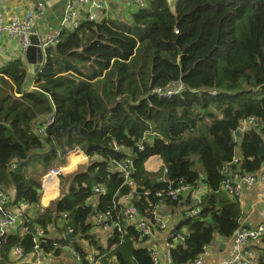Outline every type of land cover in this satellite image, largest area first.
<instances>
[{
	"label": "trees",
	"instance_id": "1",
	"mask_svg": "<svg viewBox=\"0 0 264 264\" xmlns=\"http://www.w3.org/2000/svg\"><path fill=\"white\" fill-rule=\"evenodd\" d=\"M27 75L21 57L0 67V187L14 190L10 204L30 206L18 228L0 233V264L15 261L16 246L23 259L37 252L55 259L69 248L78 264H90L95 253L113 264H154L138 222L153 231L161 207L182 208L172 237L183 239L169 240L171 264H192L216 237L231 239L241 226L239 200L223 183L225 168L256 175L264 164V0H176L174 6L143 0L120 20L60 30L39 71ZM174 84L182 88L168 98L152 92ZM53 108L54 125L76 126L79 136L44 135L48 119L40 127L36 122ZM75 149L95 160L60 176L61 196L38 208L40 183L29 168L64 165ZM153 156L166 169L163 180V168H145ZM126 158H132L133 186L120 176ZM178 181L188 193L175 200L157 196ZM96 186L104 193L95 194ZM199 188L200 211L188 215ZM128 193L138 213L132 220L117 203ZM106 211L121 232L103 244L93 234V218ZM36 229L42 230L37 249ZM69 229L77 241L64 238ZM248 249L254 264H264V236Z\"/></svg>",
	"mask_w": 264,
	"mask_h": 264
},
{
	"label": "built area",
	"instance_id": "2",
	"mask_svg": "<svg viewBox=\"0 0 264 264\" xmlns=\"http://www.w3.org/2000/svg\"><path fill=\"white\" fill-rule=\"evenodd\" d=\"M18 3H22L23 0H16ZM140 1L142 0H134ZM171 1V0H169ZM2 0H0L1 4ZM43 4L39 3V7H42ZM106 19L105 15V3L98 0H64V9L62 13V18L60 21V30H70L77 28L83 21H93L100 22ZM34 25L33 13L30 10L24 9L19 13H14L8 20L5 25H0V36L6 35L8 38H18V42L23 52L24 49L29 45V34L30 28ZM59 30V32H60ZM54 43V40H49L41 43V50L45 55V50L50 45ZM3 50V46L0 43V52ZM182 88L181 84H174L173 86L166 88H155L152 90L153 93L157 94L160 97L168 98L176 93H179ZM249 122H254L253 118L248 120ZM249 122L244 121L242 124L244 125V129L249 124ZM44 128V126H43ZM243 129V127H242ZM146 135H143L145 138ZM115 149H118V146L114 143ZM141 148V147H140ZM238 159V158H237ZM237 159H234L236 162ZM120 176L122 177L125 184L133 186V183L130 179V175L133 172L132 169V158H126L119 165ZM163 168V176L159 177L158 180H163L164 173L166 169ZM225 172H227V178L223 183V190L231 197H236L240 201L242 197V189L244 185L252 186L256 182V175L254 174H245L240 175L237 171L228 172V168H225ZM62 175L61 168H49L47 176H55L58 177ZM178 185L173 187L170 185L167 187L165 191L157 192V196H162L165 194L170 197L172 200L177 199L179 196L184 195L189 192V187L185 184H182L178 181ZM93 192L95 194H103L104 189L101 186H96L93 188ZM147 193V191H146ZM191 199L196 200L197 205L190 208L187 211L188 215H197L200 211L198 204L200 203L199 196L195 192L191 193ZM131 198V193L121 194L118 197L117 203L123 205V215L128 220H132L134 217H137L138 213L132 206L128 205V202ZM11 198L6 190L0 187V233L10 232L17 228L16 225H19L23 215L25 213H29L30 206L24 202L19 204H15L17 206V213H10V204ZM187 207H185V210ZM31 212V210H30ZM111 219V215L109 211L106 212H97L95 215V223L97 228L103 230L105 236L104 241L106 242L110 237L113 236L114 232H121V226L116 221H112V223H108L107 221ZM159 226L161 228L166 227V223L160 221ZM138 228L141 230L142 235L146 236L148 241L146 242L147 249L150 253V257L154 264H161V257L158 253L156 247L152 243V229L146 225L144 221L138 222ZM72 232L71 229L68 230L65 234H70ZM42 235V230L36 229V234L33 237V241L35 243L34 248L37 249L38 238ZM264 236V222L260 223L256 227L247 228V227H239L233 234L231 240L236 248V254L234 257L228 261L223 262L221 264H254L253 254L248 249V246L253 242L260 241ZM77 238V237H76ZM173 241L178 239L182 240L183 236L181 234H177L175 237H170ZM170 240V239H169ZM167 255L166 262L167 264H171L168 250L173 246L171 242H167ZM208 247H204V252ZM203 252V254H204ZM202 255H200L192 264H202ZM74 259L78 262L79 257L74 253ZM12 256L14 257V262L11 264H51V261L54 258L50 254H37L30 255L28 259H23L21 257V249L19 246H16L12 249ZM41 256L43 258L42 262L38 261V257ZM17 259V260H16ZM90 264H113V261L108 259L104 260L103 256L98 254H91L89 256Z\"/></svg>",
	"mask_w": 264,
	"mask_h": 264
},
{
	"label": "crops",
	"instance_id": "3",
	"mask_svg": "<svg viewBox=\"0 0 264 264\" xmlns=\"http://www.w3.org/2000/svg\"><path fill=\"white\" fill-rule=\"evenodd\" d=\"M105 3V15L106 19L120 20L123 17H127L129 12L136 6L141 5L142 2L134 0H98ZM176 0H171V4L174 6ZM39 3L43 6L39 7ZM30 10L33 13L34 25L36 26L37 34L40 36L42 42L56 39L60 30V21L64 9V0H23L22 3H18L16 0H2L0 4V25H5L9 18L14 13H19L21 10ZM0 43L3 46V50L0 52V67L6 64L9 60L17 57H21L26 64L23 52L21 51L18 38H8L6 35L0 36ZM26 66V65H25ZM33 75H27L31 78ZM45 116H41L36 126L40 127L42 120ZM50 119L47 120V122ZM244 129V125L242 124ZM241 127V129H242ZM242 129V130H243ZM241 130V131H242ZM73 155L78 156L75 162H71ZM66 163L59 165L53 164L50 168H61L62 175L65 176L68 173L76 172L74 170L80 163L89 159L81 150L75 149L70 151L66 156ZM163 166L162 160L158 156H153L145 162V168L150 173H156ZM29 173H32L40 183V197L38 208L43 209L50 205L53 201L58 199L62 192L65 190V186L62 184L60 176H47L49 169L44 170L42 167L37 166L35 170L29 168ZM203 189L199 188L196 193L201 194ZM10 195L11 201L14 196V190L7 191ZM242 197L239 201L242 209V219L240 222L241 227L252 228L258 226L264 222V164L262 168L256 173V182L252 186L244 185L242 189ZM185 208V206H184ZM36 210H32L35 213ZM10 213H17V206H10ZM157 218L159 221L166 223L165 228L153 226L152 243L158 251H160L161 264H167V242H169L172 236V231L179 224L182 219V208H169L161 207L157 211ZM17 228L19 225H16ZM15 230V229H14ZM22 231V228H19ZM94 236L104 241V232L100 228L93 230ZM252 245H256L253 242ZM58 258L51 261V264H78L73 257V253L69 248H65ZM236 254V248L231 239L225 240L216 237L214 242L208 246L207 250L202 256V264H221L223 262L230 261ZM38 261L42 262L43 258L38 257Z\"/></svg>",
	"mask_w": 264,
	"mask_h": 264
},
{
	"label": "water",
	"instance_id": "4",
	"mask_svg": "<svg viewBox=\"0 0 264 264\" xmlns=\"http://www.w3.org/2000/svg\"><path fill=\"white\" fill-rule=\"evenodd\" d=\"M30 34H29V45L24 49L23 51V56L26 62V68L29 74H36L41 65L43 64L44 61V54L41 50V43L42 40L40 36L37 34L36 26L33 25L30 28ZM54 108L52 109L51 113L45 115V118L50 119L54 115ZM73 131L77 136L80 135L79 128L76 126H69L67 127L65 123H61L57 126L54 125L52 120H49L45 125H44V135L46 136H53L56 133H69ZM234 136L236 138L237 144H240V136L241 132L239 130L235 131ZM237 158H240V155H237ZM38 192L40 190L38 189ZM64 238L67 240H70L72 242L77 241L76 237H71L69 234H65Z\"/></svg>",
	"mask_w": 264,
	"mask_h": 264
},
{
	"label": "rangeland",
	"instance_id": "5",
	"mask_svg": "<svg viewBox=\"0 0 264 264\" xmlns=\"http://www.w3.org/2000/svg\"><path fill=\"white\" fill-rule=\"evenodd\" d=\"M77 159H78V156L73 155V156L71 157V162H75ZM93 160H95V159H94V158H91V159H87V160L83 161V162L80 163V164H79L74 170H76V171L83 170V169L86 167V165H87L89 162L93 161ZM181 218H183V216H181ZM157 251H158V250H157ZM158 252L160 253V251H158Z\"/></svg>",
	"mask_w": 264,
	"mask_h": 264
}]
</instances>
